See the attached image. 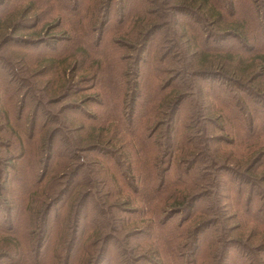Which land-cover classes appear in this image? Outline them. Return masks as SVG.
Returning a JSON list of instances; mask_svg holds the SVG:
<instances>
[{
  "label": "trees",
  "instance_id": "16d2710c",
  "mask_svg": "<svg viewBox=\"0 0 264 264\" xmlns=\"http://www.w3.org/2000/svg\"><path fill=\"white\" fill-rule=\"evenodd\" d=\"M0 264H264V0H0Z\"/></svg>",
  "mask_w": 264,
  "mask_h": 264
},
{
  "label": "rangeland",
  "instance_id": "374dc122",
  "mask_svg": "<svg viewBox=\"0 0 264 264\" xmlns=\"http://www.w3.org/2000/svg\"><path fill=\"white\" fill-rule=\"evenodd\" d=\"M119 5H120V2L118 1V4H117L118 9L116 11V16H117V13H119L122 10V7H120ZM233 253H234V251H233Z\"/></svg>",
  "mask_w": 264,
  "mask_h": 264
}]
</instances>
